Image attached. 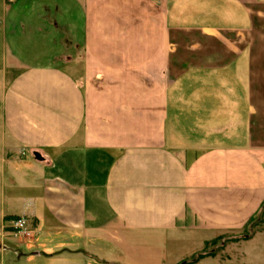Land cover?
Here are the masks:
<instances>
[{
    "label": "crops",
    "instance_id": "obj_1",
    "mask_svg": "<svg viewBox=\"0 0 264 264\" xmlns=\"http://www.w3.org/2000/svg\"><path fill=\"white\" fill-rule=\"evenodd\" d=\"M249 1L0 0V264H264Z\"/></svg>",
    "mask_w": 264,
    "mask_h": 264
},
{
    "label": "rangeland",
    "instance_id": "obj_2",
    "mask_svg": "<svg viewBox=\"0 0 264 264\" xmlns=\"http://www.w3.org/2000/svg\"><path fill=\"white\" fill-rule=\"evenodd\" d=\"M249 6L251 9V19H252L250 36L246 37L244 41L241 39L240 36L241 39L240 42L236 43V45L234 46L236 51H240L242 49L243 51H245V59L242 58L243 60L246 61L247 59L246 56L247 55L250 56L249 58L250 70L248 72V76L245 74L243 78L242 74H239L243 78L242 81L243 83H246V81L248 80L250 81L249 83L250 86L244 87V91H243V94L246 97L245 105L243 107V110L240 111V113H236L234 115L233 121L229 118L228 112L231 111L230 107H228L227 110L226 107L224 108L223 106L219 107V113L224 115L225 118L224 122H228V124L234 123L233 127L235 130V135L238 137L230 139V141L228 142H235L236 144L239 143L240 141H242L243 143L245 141V142H249L251 146L262 147L264 146V0L263 1L250 0ZM0 30H1V26H0ZM230 38H233V35ZM206 41L208 40L205 39L204 43ZM208 43L212 45V48H214L217 42L210 43V41H208ZM218 48L222 50V45L221 44L218 45ZM230 57L231 56L227 55V58L224 59L226 60L225 62L229 61ZM242 59H240V63ZM219 61L222 62V60ZM220 62L218 63L220 64ZM213 63L216 64V62ZM12 70H13V66L11 64V59L9 57L7 50L3 45V41L1 38V31H0V100H1L3 88L9 83L10 79L12 78V72H11ZM224 75H220V78H225ZM197 82H199V80H197ZM248 97L250 98L248 99ZM248 107H250V114L247 112ZM214 108L215 107L213 106L209 107L208 112L212 110L211 113H215ZM223 109L225 113L223 112ZM0 114H1V107H0ZM248 130H249V137H245L242 139V137H244L243 135H245ZM209 140L210 139H205L204 142L201 143V146L209 147L210 146ZM11 237L13 238V236ZM219 242H220L219 244H221V240ZM217 244L218 243H215L214 245H212V247L210 246L205 248L204 252L198 255L207 256V254H210L209 253L210 251H213L215 249ZM213 254H215V252ZM194 258H196V256H194ZM190 260L192 259L190 258Z\"/></svg>",
    "mask_w": 264,
    "mask_h": 264
},
{
    "label": "built area",
    "instance_id": "obj_3",
    "mask_svg": "<svg viewBox=\"0 0 264 264\" xmlns=\"http://www.w3.org/2000/svg\"><path fill=\"white\" fill-rule=\"evenodd\" d=\"M10 233L14 238L27 235L29 233L24 217H17L9 222Z\"/></svg>",
    "mask_w": 264,
    "mask_h": 264
},
{
    "label": "trees",
    "instance_id": "obj_4",
    "mask_svg": "<svg viewBox=\"0 0 264 264\" xmlns=\"http://www.w3.org/2000/svg\"><path fill=\"white\" fill-rule=\"evenodd\" d=\"M199 256H200V257H199ZM202 257H204V256H202V255H198V257L193 258V259L190 260V261L184 262L183 264H191V263H194V262H196L197 260L201 259Z\"/></svg>",
    "mask_w": 264,
    "mask_h": 264
}]
</instances>
